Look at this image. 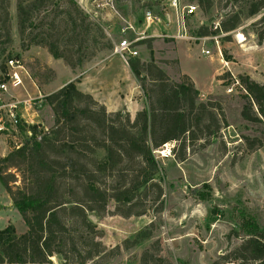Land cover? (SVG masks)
I'll return each mask as SVG.
<instances>
[{
    "label": "rangeland",
    "instance_id": "374dc122",
    "mask_svg": "<svg viewBox=\"0 0 264 264\" xmlns=\"http://www.w3.org/2000/svg\"><path fill=\"white\" fill-rule=\"evenodd\" d=\"M56 1L59 8L50 11L49 20L64 7L61 6L63 0ZM74 1L87 14L83 1ZM183 1L195 3L197 11L177 21L167 0H113L115 12H100L95 19L91 18L103 33L91 28L97 46L89 41L84 51L93 50V54H88L80 66L70 68L61 57H53L45 46L27 42L26 32L18 33L15 0H9V40L6 41L4 30L0 29V78L5 60L13 57L24 66L26 81L27 77L33 79L41 93H48L68 80H78L82 75L79 73L87 66L92 68L103 61H114L111 67H117L120 76L130 74L134 84L145 82L147 85L148 78L144 80L131 74L127 62L112 52L113 44L121 37L133 40L141 36L134 41L138 50L135 56L143 61L150 59V49L144 39L152 38L153 57L168 77L172 80L182 77L175 62L179 55L184 68L194 73L204 91L200 92L198 100L216 103L222 108L224 121L220 128L206 139L192 142L184 160L174 157L168 148L170 145L156 150L160 169L155 180L162 189L156 196L158 188L152 185L147 195L138 194L134 198L132 209L142 212L121 215L116 211L117 202L109 198L102 213H88L95 225V239L101 244V252L89 259L88 264H143L141 254L145 249L159 257L147 264H242L236 258L226 257L241 242V235L245 233L242 224L246 228L248 221L256 226L264 224V122L242 116L245 89L239 80L240 74H247L264 83V38L258 40L255 33V29H264V7L250 15V4L256 0ZM146 10L155 16L149 23L144 21ZM234 11L240 21L236 27L226 30L222 23L226 24ZM58 17L55 23L59 28L54 30L60 32L64 22ZM238 33L243 35L242 41ZM65 34L58 35L59 39L63 40ZM105 41L111 47L102 48L101 43ZM175 44L177 50L174 51ZM202 47L208 48L210 54L203 53ZM142 50L148 55L146 59H142ZM166 53L170 56L166 57ZM76 55V52L71 53L73 58ZM223 60L227 61L226 65ZM215 68L219 74L213 73ZM75 83L77 85V81ZM35 108L36 117L41 120L38 124L43 129L48 128L52 111L44 96ZM25 135L26 132L19 133L14 140L19 143ZM248 139L256 141L250 146ZM0 144L6 152L14 146L13 139L6 133H0ZM18 181L17 176L15 183ZM8 223L16 233L25 230L20 214L0 183V228ZM140 231L148 236L129 247L123 246L125 238L133 239ZM226 259L231 261L225 262ZM53 260L57 264L54 256ZM243 263L255 264L251 260Z\"/></svg>",
    "mask_w": 264,
    "mask_h": 264
},
{
    "label": "trees",
    "instance_id": "16d2710c",
    "mask_svg": "<svg viewBox=\"0 0 264 264\" xmlns=\"http://www.w3.org/2000/svg\"><path fill=\"white\" fill-rule=\"evenodd\" d=\"M62 5L63 9L49 20L50 11L59 8L56 0H15L16 27L19 34L26 32L27 42L45 46L53 57H61L74 68L93 54V50L84 51L87 42L97 46L91 28L103 33L74 0H63ZM8 6L9 0H0V29L6 41ZM263 7L264 0L253 1L249 14ZM57 16L64 22L60 32L54 30L59 28ZM230 17L222 23L226 30L240 21L236 11ZM62 32L67 34L60 40ZM255 33L258 40L264 38V29H255ZM151 39H144L150 49L149 60L127 58L134 76L150 80L140 85L145 105L134 112L132 119L125 111H107L91 94L78 88L74 79L44 95L52 111L48 128L36 123L18 126L30 133L0 155V183L25 230L16 233L10 223L0 228V264H55L53 256L57 264H88L101 252L88 213H102L109 198L123 205L116 206L121 215L142 212L132 209L134 198L147 195L152 185L158 188L156 196L162 189L155 180L160 169L156 150L170 145L174 157L184 160L192 142L206 139L220 128L224 121L220 105L198 100L200 91L188 74L182 73L179 80L170 79L153 57ZM101 47L109 48L111 44L105 41ZM72 52L77 53L74 58ZM239 80L245 89L242 116L264 122V83L247 74H240ZM255 141L248 139V144L252 146ZM17 176L19 181L15 183ZM248 223V228L242 224L245 233L241 242L226 257L242 264L247 260L264 264V224ZM146 236L137 232L133 239L125 238L123 246L129 247ZM158 258L149 249L141 254L143 264Z\"/></svg>",
    "mask_w": 264,
    "mask_h": 264
},
{
    "label": "built area",
    "instance_id": "2783aa9c",
    "mask_svg": "<svg viewBox=\"0 0 264 264\" xmlns=\"http://www.w3.org/2000/svg\"><path fill=\"white\" fill-rule=\"evenodd\" d=\"M82 1V7L90 18L95 19L100 12H115L113 0ZM167 3L168 7L174 11L177 21H182L184 17L195 14L197 11L195 3L184 2L183 0H167ZM154 17L155 16L149 10L145 11V22L149 23L153 21ZM140 38L141 36L134 37L133 40H128L127 38L121 37L113 44L112 52L118 54L125 62H127L129 56L137 55L138 50L135 48L134 44ZM215 42L218 43V40H215ZM201 49L203 53L207 55L210 54L208 48L202 47ZM219 54L221 56V51H219ZM223 63L226 65L227 61L223 60ZM22 73L24 75L27 74L24 66L18 61V59L9 57L5 60L4 71L2 73V78H0V133L10 135L13 139L14 146L18 144L14 140L17 139V134L26 132V134L29 135L30 133L28 129L21 131L18 127L19 125H27L31 123L38 124V122H32L26 119L23 116V112L20 111V109L27 108L33 112L40 102V96H33L28 93L20 96L16 93V88L22 85Z\"/></svg>",
    "mask_w": 264,
    "mask_h": 264
},
{
    "label": "crops",
    "instance_id": "0c3cea01",
    "mask_svg": "<svg viewBox=\"0 0 264 264\" xmlns=\"http://www.w3.org/2000/svg\"><path fill=\"white\" fill-rule=\"evenodd\" d=\"M176 43H177V40H176ZM174 47H175L174 51L177 50L176 44ZM155 54L154 56H156ZM142 56H143L142 59H146V57L148 56L147 54H145L144 50H142ZM169 56L170 54L166 53V57H169ZM176 58L178 60L177 65L180 71L182 73L188 74L194 81V84L199 89V91L204 92L200 88L194 73L184 68L179 55L176 56ZM113 64H114V61H103V63H99L97 67L91 66L92 68H90L89 66H87L85 69H83L79 73V74L82 73V75L77 80V85H78L77 87L80 88L82 91H85L91 94V96L94 99L98 100L101 104L104 105L107 111L121 110V111L127 112L128 115L132 117L135 111H137L139 108L145 105V99L142 93V89L138 83L134 84L133 80L131 79L132 77L130 74L129 75L123 74L120 76V73L118 72L117 67L116 68L111 67L113 66ZM217 69L218 68L214 69L213 73L215 75L219 74ZM21 77H22V85L16 88V93L18 95L23 96L26 93L28 94L32 93L33 96L37 95V96L43 97L46 94L44 92L43 93L40 92L39 87L35 84L33 79L27 77L28 81H26V76L23 74H21ZM25 85L27 87H25ZM27 88L30 91H28ZM20 111L23 112V116L26 119L32 122L41 121L39 116L36 117L37 109H35L32 112L28 110L27 108H23V109H20ZM0 149L2 150L0 154L3 155L6 152L5 147L1 146L0 144Z\"/></svg>",
    "mask_w": 264,
    "mask_h": 264
},
{
    "label": "bare ground",
    "instance_id": "6f19581e",
    "mask_svg": "<svg viewBox=\"0 0 264 264\" xmlns=\"http://www.w3.org/2000/svg\"><path fill=\"white\" fill-rule=\"evenodd\" d=\"M238 39L242 41L244 39L243 35L241 33H238Z\"/></svg>",
    "mask_w": 264,
    "mask_h": 264
},
{
    "label": "water",
    "instance_id": "95a60500",
    "mask_svg": "<svg viewBox=\"0 0 264 264\" xmlns=\"http://www.w3.org/2000/svg\"><path fill=\"white\" fill-rule=\"evenodd\" d=\"M11 205H12V203H11Z\"/></svg>",
    "mask_w": 264,
    "mask_h": 264
}]
</instances>
